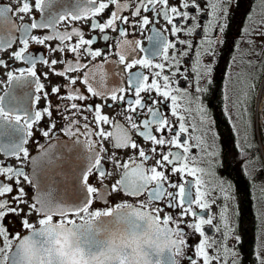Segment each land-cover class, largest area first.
Masks as SVG:
<instances>
[{
  "label": "snow or ice",
  "instance_id": "snow-or-ice-1",
  "mask_svg": "<svg viewBox=\"0 0 264 264\" xmlns=\"http://www.w3.org/2000/svg\"><path fill=\"white\" fill-rule=\"evenodd\" d=\"M223 5L224 0H204L203 5L198 0H83L81 6L77 0L71 11H57L56 0H17L15 8L0 5V52L6 53L0 68L9 69L8 61L29 65L3 73L8 87L0 95V155L5 157L0 160V264H248L228 243L240 241V236L234 234L227 203L218 215L213 213L219 198L214 193L226 202L231 185L212 166L217 153L207 139V109L199 103V94L212 83L215 46L227 26ZM46 8L51 11L39 22L29 15L33 9L44 14ZM190 9L207 23L189 24L196 21ZM160 20L165 22L162 30L148 28ZM61 23L71 27L60 30ZM44 29L49 31L32 34ZM133 29L152 33L147 37L154 45L151 55L162 57L163 63L138 55L147 50L140 40L127 39ZM197 29L203 33L199 46L179 38ZM244 32V42L253 50L247 55H258L254 49L257 40L264 47V19ZM17 39L21 46L13 49ZM110 39L114 45H108ZM100 40L107 46L94 48ZM30 44L45 51L29 52ZM111 47L119 57L116 63L123 65L121 74L127 73V88L123 81L113 87L106 83L104 63ZM97 58L103 62L94 63ZM182 60L191 91L175 82ZM38 63L47 69L39 75ZM247 64L251 67L253 61ZM136 66L151 71L132 72ZM237 75L245 87L233 106L243 115L255 85L243 68ZM13 86L34 91L17 95ZM41 100L44 106L37 108ZM162 100L170 102L174 119L158 107ZM105 108L117 109L124 123ZM36 132L46 144L33 139ZM61 133L67 141L59 140ZM29 141L37 156H30ZM58 144L68 155H57ZM73 160L79 163L73 165ZM26 163L31 173L24 171ZM205 163L209 166L203 167ZM113 195L136 203L121 199L111 204ZM98 201L105 206L94 208ZM257 211L259 235L252 254L255 264H264V210ZM9 217L18 218L28 234L13 232Z\"/></svg>",
  "mask_w": 264,
  "mask_h": 264
},
{
  "label": "flooded vegetation",
  "instance_id": "flooded-vegetation-1",
  "mask_svg": "<svg viewBox=\"0 0 264 264\" xmlns=\"http://www.w3.org/2000/svg\"><path fill=\"white\" fill-rule=\"evenodd\" d=\"M34 3V0H32ZM81 6H83V0H80ZM198 3L201 5L204 4V0H198ZM17 0H0V5L16 7ZM77 4V0H56V10L63 11L65 9L71 11L74 6ZM227 9V26L224 29V32L219 34L220 43L215 46L216 55L212 58V67L213 72L211 75L212 83L207 85V92L199 94V103L207 109L209 116V125H208V134L207 139L210 145L214 146V150L217 155L213 160V168L216 172V175L227 185H231V199L224 201L220 197L219 193H214L215 196L219 197L216 200V204L213 205V213L218 215L220 208L223 204L227 203L229 208V218L231 224L234 228V234L240 236V241L233 242L228 241L230 246L236 248L237 251H241L244 255L248 264H255V256L253 253V248H249V243H243L242 246V236L239 233L240 222H243L244 229L249 227L247 220L246 210L252 206L256 207V210H264V159L262 152L259 147V143L255 134V127L253 124L252 110L250 109V102L247 105V113L241 115L234 106L233 101L236 100L237 96L240 94L241 90L245 87L244 84L240 83L238 78V72L243 68L251 77V83H254L255 88L258 86L264 79V47L261 46L259 40H257L255 45V53L258 55H252L249 57L248 52L253 51L249 48V45L244 41L247 39L244 30L246 28L255 27L259 22L264 19V0H224V5ZM51 9H45L44 14L33 9L32 13L29 15L34 17L37 22L42 20ZM190 14L196 17V21H189L188 23L201 22L202 24L207 23V19L199 14L195 9H190ZM148 15L151 16V13ZM17 24L20 23L18 17L15 18ZM27 21V17H26ZM60 30H64L65 27H71V24L65 25L61 23L58 25ZM156 27L157 29H163L165 27V22L160 20L155 25H149L148 28ZM86 28V26H85ZM49 30H34L32 34H40L42 32H47ZM19 37V33H13ZM110 36H115V33H109ZM152 35L150 31L145 29L143 33L133 29L130 31L127 39L128 40H140L142 46L147 50L144 53H138L139 56L147 55L150 59H153L154 62L163 63V59L160 56L153 57L151 55L154 45L152 41H149L147 37ZM162 35L166 36L169 40H175V37L170 36L167 32H162ZM216 35V33H213ZM181 39L191 40L194 46H199L200 41L203 39V33L201 29H197V33H193L191 36L180 35ZM115 41L109 40L108 45H114ZM21 45L19 44V39L13 43V49H18ZM107 45L103 40H100L97 44L93 45L94 48L104 49ZM180 49H183L184 45L178 46ZM12 49H9L11 51ZM45 50L41 47L36 46L35 44H30L29 52H44ZM116 48L111 47V51L106 53L108 56V62L104 63V71L107 73V85L108 87L116 86L118 83L123 81V86L128 87L124 77L127 73L121 74L120 70L123 68V65L116 63L119 57L115 55ZM172 54V50L169 51V55ZM0 57H6V53L0 52ZM251 59L253 64L251 67L248 66L247 60ZM103 62L102 58H97V61L94 63ZM11 66L9 69L0 68V95H4L5 88L8 87L6 84L7 77L3 73L7 70L27 68L29 65L25 64L22 61H8ZM187 65L181 61V73L175 77V82L177 86L183 88H188L191 91V87L188 82L185 80V75L187 73L184 71ZM42 65L37 64L36 71L39 75L41 72L46 71ZM132 72L141 71L145 75L149 74L150 69H144L140 66H136L131 70ZM41 82L46 83L41 77ZM52 82H57L56 78H52ZM79 87H83L80 85ZM14 91L17 95H20L23 91H34L32 88L19 89L13 86ZM254 88V90H255ZM254 90L250 94V100L253 97ZM129 96L131 93L128 94ZM228 99H225V97ZM99 103V100L95 101ZM44 106V101L41 100L39 104L36 105L37 108ZM161 111L169 116L170 119H174L170 115V102L161 101V104L158 105ZM195 107V106H194ZM105 113L109 116H114L121 123H124L123 117L116 115L117 109L114 108H105ZM146 118V117H142ZM198 119V116H197ZM41 123V127L43 126ZM106 130L108 126H105ZM262 129L264 130V117L262 118ZM264 132V131H263ZM33 139H39V142L46 144L47 141L45 138L40 137L39 132H36ZM62 133L59 134L60 141H67ZM52 143H57L56 140H53ZM249 144L252 146L249 147ZM105 146H109L108 142H105ZM30 156L34 157L38 155L36 146L29 141L28 144ZM243 148V151L241 149ZM57 155L61 152L64 155H68L66 151L58 144L57 145ZM84 149L79 148L81 154L84 153ZM245 153L247 155H245ZM5 157L0 155V160H4ZM242 161L246 163V167L242 164ZM13 164L17 162L15 160L10 161ZM57 163H60L57 161ZM73 165H77L79 161L73 160L71 162ZM151 164V161H149ZM109 170H111V165H105ZM203 167H208L207 163L202 164ZM65 170L68 169L69 165L65 163L63 165ZM24 171L31 173L32 167L30 164H25ZM119 176H115L114 179H118ZM59 180V177H56ZM175 179L179 180V177ZM187 180H192L193 178L188 176ZM106 183H111V179L106 180ZM194 191V190H193ZM246 196V199L243 197ZM121 199L127 200L129 203L135 204L136 201L133 198L126 196H115L110 197L111 204L120 202ZM105 205L103 202H96L94 208H102ZM258 212V211H257ZM211 214V213H210ZM259 215V213H258ZM30 221V222H34ZM7 223L10 229L13 232H19L21 236L27 235V230H24L20 227L18 218L9 217ZM39 227V225H37ZM209 233L215 236L217 239L220 238V234L215 231V228H209ZM259 233L256 232L255 237ZM180 259V258H178ZM180 264H186V260H181Z\"/></svg>",
  "mask_w": 264,
  "mask_h": 264
},
{
  "label": "trees",
  "instance_id": "trees-1",
  "mask_svg": "<svg viewBox=\"0 0 264 264\" xmlns=\"http://www.w3.org/2000/svg\"><path fill=\"white\" fill-rule=\"evenodd\" d=\"M243 199H246V196H244ZM246 214L247 218L245 219V221L247 220L249 227L247 229H244L245 224L243 222H240L239 233L242 236V246L243 243L244 245L245 243H249V248L252 249L254 245V237L257 232L256 225L258 223V212L256 210V207L252 206L251 208L246 210Z\"/></svg>",
  "mask_w": 264,
  "mask_h": 264
},
{
  "label": "rangeland",
  "instance_id": "rangeland-1",
  "mask_svg": "<svg viewBox=\"0 0 264 264\" xmlns=\"http://www.w3.org/2000/svg\"><path fill=\"white\" fill-rule=\"evenodd\" d=\"M257 88H258V87H256L255 90H254L253 98H254V96H255V94H256V90H257ZM250 109H251L252 112H253V99L250 100ZM252 112H251V113H252Z\"/></svg>",
  "mask_w": 264,
  "mask_h": 264
},
{
  "label": "built area",
  "instance_id": "built-area-1",
  "mask_svg": "<svg viewBox=\"0 0 264 264\" xmlns=\"http://www.w3.org/2000/svg\"><path fill=\"white\" fill-rule=\"evenodd\" d=\"M262 109V102L260 101L257 106V110L260 112Z\"/></svg>",
  "mask_w": 264,
  "mask_h": 264
},
{
  "label": "water",
  "instance_id": "water-1",
  "mask_svg": "<svg viewBox=\"0 0 264 264\" xmlns=\"http://www.w3.org/2000/svg\"><path fill=\"white\" fill-rule=\"evenodd\" d=\"M165 255H167V254H165Z\"/></svg>",
  "mask_w": 264,
  "mask_h": 264
}]
</instances>
